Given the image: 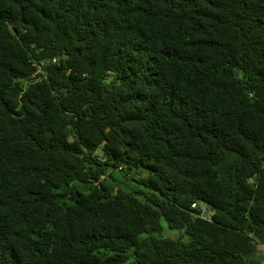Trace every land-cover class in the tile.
<instances>
[{
  "label": "trees",
  "instance_id": "16d2710c",
  "mask_svg": "<svg viewBox=\"0 0 264 264\" xmlns=\"http://www.w3.org/2000/svg\"><path fill=\"white\" fill-rule=\"evenodd\" d=\"M0 264H264V0H0Z\"/></svg>",
  "mask_w": 264,
  "mask_h": 264
},
{
  "label": "rangeland",
  "instance_id": "374dc122",
  "mask_svg": "<svg viewBox=\"0 0 264 264\" xmlns=\"http://www.w3.org/2000/svg\"><path fill=\"white\" fill-rule=\"evenodd\" d=\"M162 225L164 226V224H162ZM164 236H166V237H172V238H177V237L180 236V234L178 232H176V231H170V230H168V229L165 228V230H164ZM184 240H187V237L186 236H184Z\"/></svg>",
  "mask_w": 264,
  "mask_h": 264
},
{
  "label": "water",
  "instance_id": "95a60500",
  "mask_svg": "<svg viewBox=\"0 0 264 264\" xmlns=\"http://www.w3.org/2000/svg\"><path fill=\"white\" fill-rule=\"evenodd\" d=\"M203 207H204L203 216H204V217H208L209 206L204 205Z\"/></svg>",
  "mask_w": 264,
  "mask_h": 264
},
{
  "label": "built area",
  "instance_id": "2783aa9c",
  "mask_svg": "<svg viewBox=\"0 0 264 264\" xmlns=\"http://www.w3.org/2000/svg\"><path fill=\"white\" fill-rule=\"evenodd\" d=\"M191 207L194 209L195 208V204H193ZM203 211H204V207H203Z\"/></svg>",
  "mask_w": 264,
  "mask_h": 264
}]
</instances>
